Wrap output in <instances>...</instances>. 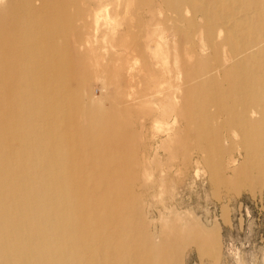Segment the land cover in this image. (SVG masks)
Listing matches in <instances>:
<instances>
[{
  "label": "bare ground",
  "instance_id": "obj_1",
  "mask_svg": "<svg viewBox=\"0 0 264 264\" xmlns=\"http://www.w3.org/2000/svg\"><path fill=\"white\" fill-rule=\"evenodd\" d=\"M222 1L0 0V264H175L140 223L126 227L116 184L132 155L117 163L116 150L103 148L115 138L88 131L124 132L132 154L145 128L127 121L126 145L116 112L97 123L102 103L86 84L100 74L120 112L144 103L165 133L175 127L176 153L192 141L219 157L236 144L254 153L244 166L264 177V29L252 27L250 8L211 11ZM131 6L135 24L122 21ZM160 28L174 37L169 68L153 56L165 45L153 39ZM141 72L152 75L145 88L126 91Z\"/></svg>",
  "mask_w": 264,
  "mask_h": 264
},
{
  "label": "rangeland",
  "instance_id": "obj_2",
  "mask_svg": "<svg viewBox=\"0 0 264 264\" xmlns=\"http://www.w3.org/2000/svg\"><path fill=\"white\" fill-rule=\"evenodd\" d=\"M222 2L210 4L213 8L211 11H221L223 5H232L236 9L239 6V10L250 8L253 11L251 18L254 20L253 24L251 20L252 27L264 29V20L261 19L264 16L259 13V4L262 7L264 2ZM111 7L107 6V10L111 11ZM133 14L134 7L131 6L122 21L135 24L137 21ZM158 14L153 21L164 18L163 11L160 16ZM101 21L110 24L114 20L104 16ZM162 28L153 39L162 38L165 45L162 49L156 48L153 56L160 61V67L169 68L175 54L174 37L165 30L161 31ZM236 39L233 40L234 43L240 42V38ZM103 75L91 78L86 84L94 103H102L103 113L98 116L97 123L102 125V122L112 120L113 111L125 121L122 125L126 131L127 121L130 119L134 122L144 119L145 123V128L142 131L140 129L136 138L131 139L127 131L124 143L127 145L131 139L132 154L129 148L122 145L124 132H103L98 128L88 130L97 135V140L102 141L110 135L115 138L112 145L103 148L116 150L119 154L117 163L122 162L125 154L132 155L133 163H127L123 167L120 176H117V180L121 181L116 184L127 204L123 215L128 220L126 227L130 228L138 222L142 233L152 242H164L166 249L162 253L165 255V262L171 258L175 264H264V177H259L254 172L255 166H244L254 153L235 144L231 148H222L219 157L214 154L210 158L203 148H193L195 145L192 141H189V148H185L184 153H176V148H172L169 143L175 127L169 126L165 133L166 122L147 119L146 112L149 109L142 102L138 103L142 104L131 115L120 112L118 106L121 103L106 99L107 93L110 97L113 94L110 88L105 93L101 84ZM139 76L141 78H135L134 87H126V91L145 88L144 82L152 77L146 72H141ZM162 82L166 83L165 80ZM124 104L128 105V102ZM151 106L154 108V103ZM180 133L184 136L183 132ZM229 133L227 131L224 135ZM82 144L84 145V141H80L79 145ZM172 221L176 226L166 227ZM204 237L208 239L204 240Z\"/></svg>",
  "mask_w": 264,
  "mask_h": 264
},
{
  "label": "clouds",
  "instance_id": "obj_3",
  "mask_svg": "<svg viewBox=\"0 0 264 264\" xmlns=\"http://www.w3.org/2000/svg\"><path fill=\"white\" fill-rule=\"evenodd\" d=\"M237 252H239V249H237Z\"/></svg>",
  "mask_w": 264,
  "mask_h": 264
}]
</instances>
